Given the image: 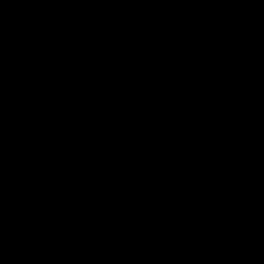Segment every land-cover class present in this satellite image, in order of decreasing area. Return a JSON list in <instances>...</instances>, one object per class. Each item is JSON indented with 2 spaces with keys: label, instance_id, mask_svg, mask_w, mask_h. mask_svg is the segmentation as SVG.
<instances>
[{
  "label": "water",
  "instance_id": "water-1",
  "mask_svg": "<svg viewBox=\"0 0 264 264\" xmlns=\"http://www.w3.org/2000/svg\"><path fill=\"white\" fill-rule=\"evenodd\" d=\"M0 264H264V0H0Z\"/></svg>",
  "mask_w": 264,
  "mask_h": 264
}]
</instances>
